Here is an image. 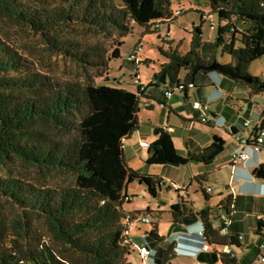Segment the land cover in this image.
Instances as JSON below:
<instances>
[{
  "label": "trees",
  "instance_id": "obj_1",
  "mask_svg": "<svg viewBox=\"0 0 264 264\" xmlns=\"http://www.w3.org/2000/svg\"><path fill=\"white\" fill-rule=\"evenodd\" d=\"M178 1L0 0V18L42 37L52 54L86 72L102 75L109 70L111 60L121 57L123 42L109 52L101 44H88L81 36L70 35L69 30L79 28L124 38L137 25L156 34V25L166 24ZM207 1L218 19L215 42L204 43L200 28H195L187 53H180L171 44L167 50L160 49L167 62L154 79L172 88L182 85L185 94L200 74L216 73L246 86L252 94L264 92V80L249 74L251 63L264 56V0ZM64 32L68 37L61 36ZM204 44L205 58L201 55ZM219 49L231 57L230 63L217 61ZM212 65L216 70H210ZM181 71H185L183 82ZM93 86V80L65 82L38 72L0 30V170L6 173L0 174V202L14 204L28 217L45 218L51 240L30 222H19L14 234L0 239V264H131L128 255L136 250L123 244V220L132 215L124 211L123 204L130 199L127 194L122 198L117 195L119 171L115 161L95 150L89 142L91 130L82 126L95 113L89 95ZM137 93L144 94L138 89ZM134 107L137 112V105ZM158 130V137L147 149L149 166H184L191 160L210 165L225 148V141L218 138L197 156L184 158L177 153L171 134ZM16 162L47 174L69 175L71 181L53 186L11 176L10 165ZM252 176L264 181V165L254 169ZM133 181L144 185L153 197L164 183L157 176L128 169L127 185ZM201 191L209 200L206 190ZM232 205L228 203V210ZM171 213L176 226L198 217L212 247L223 249L237 239L233 235L221 237L212 228L209 208L193 213L185 202H179L171 206ZM152 225L150 236L161 241L157 224ZM255 233L264 236V216L257 220ZM171 251L174 246L164 252L160 264L171 263ZM220 263L236 264V259L222 255Z\"/></svg>",
  "mask_w": 264,
  "mask_h": 264
},
{
  "label": "rangeland",
  "instance_id": "obj_2",
  "mask_svg": "<svg viewBox=\"0 0 264 264\" xmlns=\"http://www.w3.org/2000/svg\"><path fill=\"white\" fill-rule=\"evenodd\" d=\"M34 1V0H23ZM182 7L184 9L183 15L175 18L170 23L162 24L158 33H147L144 28L140 26H134L131 34L124 38H119L114 34L111 37L108 35H97L92 32L82 31L77 28L76 30H69V34H75L81 36L84 42L88 44H101L109 52H112L120 42H123L119 47L121 57L119 59H113L109 63V70L102 75L99 73L90 71L86 72L79 66L65 60L57 55L52 54L44 41V39L38 35L32 34L26 29H22L13 25L8 20L0 18V30L3 35L6 36L7 41L13 45L20 53L28 57L38 72L49 74L60 81H81L90 82L93 80L94 86L90 88L89 95L90 100L96 111L93 116L82 123L84 129H90L91 133L88 134L89 142L95 146V150L101 151L104 158L113 155L114 147L118 145L122 146L121 151L125 154L126 159L132 162L134 167L141 164L147 170L159 171L162 173V179L167 180L168 184L162 185L158 190L157 195L153 197L147 188L139 184L138 181H133L127 185V176H125L123 170L124 165L117 166L119 170V176L117 179L116 192L119 198H122L125 194L128 195L130 201H125L123 209L127 214H145L152 215L154 222L159 221L160 238L168 237L171 233H174V226L170 221V210L173 203L177 202V192L167 189L169 184H176L180 189L188 187L189 183L193 180L192 168L195 165L190 166H149L142 157H147V149L140 147V139L145 136L153 134V127L166 125V111L160 109L156 102H153L155 108L149 110L145 106V101L142 100L139 107L141 112L138 113L139 126L141 133L135 132L129 139H124L123 124L119 120L123 114H130V118L133 119L135 112V99L139 97L134 85V79L139 77L141 82L148 87L150 93L160 100H164L163 92L165 85L159 83L154 79L161 65L166 62V59L161 55L160 49L167 50L169 44L173 48H178V51L182 54L188 52L190 48V42L195 32V28H200L202 32V40L204 43H214L218 31V19L213 14V11L209 7L207 0H180L173 4V9ZM238 30L242 31L243 27L238 25ZM152 31V29H150ZM62 37H68V33L61 34ZM139 43L143 45V51L139 54V64H132L128 62L127 58ZM201 50L202 57L207 56V45ZM217 61L221 64H227L231 62V57L223 53L221 49L216 53ZM249 74L254 77H258L264 80V56L255 60L249 67ZM185 71H181L180 79L184 81ZM201 78V77H200ZM157 84L159 88L153 89L149 87L150 84ZM195 89L191 88L190 95L192 97L201 96L205 97V88L199 86V79L196 82ZM233 84V83H231ZM235 85V97L240 99L241 104L252 107L254 110L253 124L261 125L264 120V92L257 95H251L250 101L243 103V99L249 98L251 92L249 88L242 84ZM166 86L169 87V84ZM173 90V101L176 103L175 108L177 116L175 114L170 115L169 126L175 130V139L178 152L186 154L185 141L188 139L191 131V125H185L183 119L195 120V115L190 111V104L185 99L184 93L179 92L175 87H170ZM126 91V94H119V91ZM114 93L113 95H111ZM172 94V95H173ZM203 102L205 100H202ZM213 106V105H212ZM211 106V107H212ZM214 107V106H213ZM217 108L228 118L236 116V111L229 106H226L224 101L218 103ZM211 113V112H210ZM201 114L198 113L197 118H200ZM134 123H129V130L131 131ZM195 126L196 135H202V131H209L204 125L197 122L193 123ZM237 127L242 129V122L237 123ZM216 135V132L210 131ZM231 132V131H230ZM222 136L227 139L225 132H220ZM117 135V136H114ZM154 135V134H153ZM103 145L109 148H103ZM230 146H227L222 154V160H217L215 165H219L218 170L215 171L209 178L206 185H210L213 189V194L209 200H206L203 193L199 189L197 183H193L189 188L188 193L193 207L196 210L211 209V220L214 224L219 225V219L216 215L219 213L218 198L223 194L225 190V184L228 185L230 174L228 170V164L222 165V161L230 158ZM264 158V153H263ZM222 163V164H221ZM11 176H24L30 181L36 182L42 185H63L71 181L70 176L60 173L47 174L41 172L37 168L30 167L21 162H16L10 165ZM217 169V168H216ZM215 169V170H216ZM0 174L6 176L0 170ZM245 206L241 204V208ZM161 211L156 215V211ZM153 211V212H152ZM154 213V215L152 214ZM150 217V216H149ZM28 221L35 229L41 231L49 239V230L47 220L38 215L26 216L20 209L14 204L8 202H0V239L3 236H9L14 234L15 226L19 222ZM196 226V225H194ZM193 226V227H194ZM153 225H143L141 223L136 224V229L129 234L132 244L137 248L140 245H146L150 250L151 261L147 264H158L161 256L163 244L162 240L157 241L150 236V232ZM163 235L165 237H163ZM249 237L254 239L253 232L249 233ZM129 262L131 264H145L140 258L139 252L130 254ZM173 264H189V257H176L173 260Z\"/></svg>",
  "mask_w": 264,
  "mask_h": 264
},
{
  "label": "crops",
  "instance_id": "obj_3",
  "mask_svg": "<svg viewBox=\"0 0 264 264\" xmlns=\"http://www.w3.org/2000/svg\"><path fill=\"white\" fill-rule=\"evenodd\" d=\"M198 79L200 82L199 86H201L202 88H205L204 99L201 96L192 97V95H190V90H189L191 88H188L187 92L184 94L185 99L190 104V111L195 115V118H196L195 120L182 118L185 125H191L190 135L189 137H187L188 139L185 141V148L187 150L186 154H181L178 152L177 145H176V139H175L176 135L174 133L175 130L174 129L172 130L169 126L170 115L175 114L177 116L178 113L175 108L176 103L173 101L174 94L169 98H166L164 96L165 91L171 89L170 87L166 85H165V90L163 92L164 100H160L159 98H157L154 95V93H150L147 88L143 96L138 95L139 97L135 99V104L138 107L137 116L134 114L133 119L130 118V114H127V115L123 114V116H120L119 120L122 122L121 124H123V132L125 136L124 139H129L134 132L136 134L141 133V128L139 126V120H138V113L141 112V108L139 107V105L142 100H147L145 101L146 102L145 106L149 110H153L155 108V105L153 102H156L158 106L160 107V109H162L163 107V109L166 111V114H167L166 115V125L159 126V127L158 126L153 127V130L155 128L163 129L164 127H167L168 128L167 132L170 133L173 138L177 153L184 158H191L193 156H197L203 149L210 146L213 142H216L214 140L215 137L223 139L225 141L224 151L227 146L231 147L230 148V158L226 159L225 161H222L223 164L221 163L222 165L228 164L230 179H229L228 185L225 184L226 191L223 194L219 195V198H218L219 213L216 215L217 216L216 218L219 219L220 221L219 225H216L212 222L211 215H210V223L212 225V228L215 231L219 232V229L222 225L221 218L224 215L231 217L232 225L230 227V234L236 238L237 236H242L243 239L242 240L236 239L233 245H226V246H230L231 249L236 253V264H254L256 262L257 255H258V246L264 238V236H259L255 233L257 220L263 218L264 216V181L255 179L252 176V172L254 169L259 167L260 165H264V158H263L264 150L259 155H254L253 153H251L249 161H247L243 165H239L236 167L231 166V156L240 149L239 144H238V139L248 137L250 133L256 128L264 129V120H262V123L260 126L257 124H253V121H252V125L250 129L244 128L243 121L240 118V115L241 114L250 115L251 120H254L253 119L254 110L252 109V107L245 106L244 104L242 105L240 102V99L235 97L234 95L235 85L233 84H236V83L216 73L200 74L197 77L196 82L198 81ZM196 82L194 84L193 89H195L197 86ZM151 87L153 89L159 88L157 84L156 85L154 84ZM251 95L253 94L250 92L249 98L243 99L242 102L243 103L249 102ZM254 95H257V94H254ZM202 100H205L204 102L208 100L213 101L212 105L214 107L213 106L211 107L212 122L209 125L202 124L199 121V118H197L199 111L195 110L192 106V103L194 101L203 102ZM222 101H224L226 106H229L236 111L235 117L227 119V117L222 113V111L217 108L218 103ZM160 102L162 104H160ZM239 121L242 122V129H239L237 127V123ZM194 122L204 125L209 131L207 130L205 132L202 131L201 133L203 134L201 136L194 134L195 132V128H194L195 126H193ZM129 123H134V126L132 127L131 131L129 130ZM210 131L216 132L217 134L214 135ZM220 132H225L226 135H228L227 139L224 136H222ZM114 136H117V135H114ZM145 137L147 139L142 137L140 139V143L148 142L149 144H151L156 139V137L152 134V132L150 133V136L148 137L145 136ZM121 147L122 146L120 145H118L117 148L114 147L113 155L108 156V158H112L115 161L116 167L124 165L125 169L123 170V172L125 176H128V169H132L134 171H137L138 173L157 176L162 179V177L160 176H163V175L159 171L155 172V171L147 170L146 168H144L143 161H141V164L137 165V167H134V165H132V162L126 159L125 154L122 153ZM103 148L106 149L109 147L108 146L106 147L105 145H103ZM144 149H148V148H144ZM224 151L218 157H216V159L210 165H206L201 162H197V163L188 162L186 165H184V166L195 165V167L192 168L191 170L192 171L191 176H193V180L189 183L187 188L181 189L182 191H180V193H177V202L173 203V205L179 202H185L186 205L189 207V209H191L193 213H197L201 211V210H196L193 207V203L190 200L188 190L194 182L198 184L200 190L202 189L206 190V188L210 187V185L208 184L206 185V183L208 182L210 176L215 171L218 170L219 165L217 166L215 165V163L218 159L222 160L221 157ZM142 159L146 161L147 157L146 158L142 157ZM159 167H162V166H159ZM196 177H199V178L195 179ZM162 180L164 182L163 185H166V183L168 184L167 180H164V179ZM167 189L170 190L169 186H167ZM212 194H213V191L211 194H208L210 198ZM228 203L233 204L232 209L230 208L228 210V207H227ZM242 203L245 205L244 207L242 206L243 208L240 207ZM160 212H161L160 210L156 211V215ZM228 212L230 214H228ZM211 213L212 212L210 209V214ZM152 214L154 215V213ZM169 214H170V221L175 227L176 225L174 224V217L171 213V210ZM149 216L152 219V223L157 224V234L160 237L159 221L156 220L154 222L152 215L149 214ZM200 223L201 221L199 220L196 226L191 227L189 229L188 236L194 237V234L201 229ZM251 231L253 232L254 239H251L249 237V233ZM163 237L165 236L163 235ZM221 237H225V236H221ZM179 238H180V235L176 233H173V234L171 233L168 237L162 238V241H163L162 243L165 245L162 248L161 256L158 261V264H160V260L164 252L171 246L175 247L176 243L179 241ZM180 248L187 249V247H180ZM215 249L221 250V248H217V247ZM134 253H136V251L131 252L130 254H134ZM129 255H128V261L130 260ZM150 255L151 254H149L148 262L151 261ZM170 257L173 260L176 257H187V256H178L174 253V251H171ZM203 257L205 258L206 262H208L207 264H214V257L208 254L204 255ZM189 259H190L189 264H200V262L195 258L189 257ZM172 260H171V264H173Z\"/></svg>",
  "mask_w": 264,
  "mask_h": 264
},
{
  "label": "built area",
  "instance_id": "obj_4",
  "mask_svg": "<svg viewBox=\"0 0 264 264\" xmlns=\"http://www.w3.org/2000/svg\"><path fill=\"white\" fill-rule=\"evenodd\" d=\"M183 13H184V9L182 7H178L177 9H172V17L166 20L165 22L170 23L175 18L183 15ZM160 27H161L160 24L156 25V28L160 29ZM142 51H143V45L139 43L137 46L134 47L132 52H130L127 58L128 62L138 65L139 54ZM134 85L138 89V92L144 93L146 91L145 85L141 82L138 76H136L134 79ZM193 87H194L193 85L188 86V88H193ZM175 89L179 92H183L184 90L182 85L175 87ZM172 94H173V90L169 89L165 91L164 96L166 98H169L172 96ZM212 102L213 101L208 100L206 102L194 101L192 103L193 108L199 111L201 114L199 121L202 124L209 125L212 122V116L210 113ZM240 118L243 121V127L246 129H250L252 125V120L250 118V115L241 114ZM163 130L168 131V128L164 127ZM238 144L240 149L231 156L232 167L245 164L247 161H249L251 153H253L254 155H259L264 150V129H258V128L254 129L248 137L238 139ZM139 145L142 148H149L150 146L148 142H141ZM168 186L177 193H180V191H182L176 184H169ZM212 191L213 190L211 187L206 188L207 194H211ZM221 220H222V225L219 229V234L225 237L231 236L230 234V227L232 225L231 217L224 215L221 218ZM137 223H141L143 225H150L152 224V219L151 217L145 214L127 215L123 220V226L125 228L123 244L129 246V248L131 249L137 250L140 254L142 261L146 264L148 262V258L150 254L148 248L145 245H140L136 248L132 244V241L129 237V234L136 229ZM200 225H201V229L194 234V237L188 236V234H179L180 235L179 241L176 243L174 247V253L176 255L195 258L202 264L208 263L203 257L204 255L207 254L214 257L215 262L220 261L222 255H227L231 258L236 259V253L231 249L230 246H225L221 250H216L215 248L210 246L205 239L204 225L202 222L200 223ZM184 236L187 237L184 238ZM242 239H243L242 236H237V240H242ZM186 241L190 244H193V247H189L187 249L180 248L181 244ZM166 264H171V263L167 262ZM254 264H264V238L258 246V255L256 262Z\"/></svg>",
  "mask_w": 264,
  "mask_h": 264
},
{
  "label": "water",
  "instance_id": "obj_5",
  "mask_svg": "<svg viewBox=\"0 0 264 264\" xmlns=\"http://www.w3.org/2000/svg\"><path fill=\"white\" fill-rule=\"evenodd\" d=\"M210 70H216V66L212 65L210 67ZM247 82L251 83L250 80H247ZM153 134H154L155 137H158V135H159L158 128H155L153 130ZM214 140L218 141V138L215 137ZM190 162L197 163V161H194V160H191ZM172 165L173 166H179L177 164H172ZM198 222H199V218L198 217H195L194 219H192L190 221H184V222L178 224L176 227H174V233H176V234H188L189 233V229L191 227H193L194 225L198 224Z\"/></svg>",
  "mask_w": 264,
  "mask_h": 264
},
{
  "label": "clouds",
  "instance_id": "obj_6",
  "mask_svg": "<svg viewBox=\"0 0 264 264\" xmlns=\"http://www.w3.org/2000/svg\"><path fill=\"white\" fill-rule=\"evenodd\" d=\"M181 247H187V248H189V247H193V244H190V243H188L187 241L186 242H184V243H182L181 244ZM220 263V261H214V264H219ZM200 264H202V263H200Z\"/></svg>",
  "mask_w": 264,
  "mask_h": 264
}]
</instances>
